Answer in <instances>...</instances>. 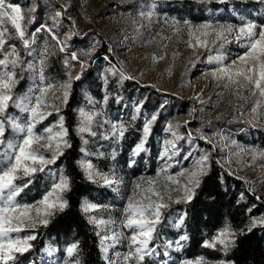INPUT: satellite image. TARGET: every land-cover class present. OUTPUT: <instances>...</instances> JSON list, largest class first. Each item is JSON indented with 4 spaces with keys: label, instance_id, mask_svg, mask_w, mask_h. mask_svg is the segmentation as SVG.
<instances>
[{
    "label": "trees",
    "instance_id": "trees-1",
    "mask_svg": "<svg viewBox=\"0 0 264 264\" xmlns=\"http://www.w3.org/2000/svg\"><path fill=\"white\" fill-rule=\"evenodd\" d=\"M152 3V10H155L161 22L200 24L221 11L233 21L246 17L259 24L264 19V4L258 2L220 4L218 0H164ZM146 5L147 2H140V7L145 8ZM233 12H237V15H233ZM93 40L97 43L94 44ZM33 47L36 55L45 53L47 75L57 81L67 79L65 57L71 58L60 50L51 34L41 29ZM69 51L75 52L79 60L86 62L87 68L80 80L73 81L67 103L58 114L48 118L47 125L55 122L57 115L63 116L64 127L68 130L66 139L71 147H66L63 156L55 164L49 165L45 172H37L32 177L33 183L17 198L23 203L33 204L50 189L56 176L63 175L70 182V191L64 193L68 205L63 211H55L47 225L41 224L20 232L23 237L31 234L36 239L30 241L32 247L28 252L17 256L15 264H39L51 255L57 258L73 242L79 246L80 264H118L117 259H110L104 253L102 234L89 214L84 212L83 206L89 203L112 209L115 216L123 210L128 190L118 194L112 192L90 179L80 163L83 158L90 157L102 172L119 175L129 182L152 173L151 156L163 135L161 131L166 119L174 110L182 108L177 98L140 85L137 81L121 80L116 76L103 79L100 73L102 64L94 65L93 60L102 59L103 56L113 59L107 39L85 37L74 40ZM35 58L38 60L39 56ZM8 112L11 114L10 110ZM82 114L94 116L90 129L95 135L91 132L81 134L79 131L82 120L86 119ZM153 115H157V118L150 127L144 143L145 150L134 155V149L144 135V119ZM45 125L42 124V128ZM228 127L239 142L264 150V129L241 132L244 126ZM118 129H123L122 137L118 135ZM111 130L113 133H110ZM12 135L10 129L5 133L7 138H12ZM196 144L207 151L212 148L198 139ZM48 169H51V173ZM262 214L264 202L247 190L243 180L231 175L216 158H212L192 199L168 203L162 210L148 244L152 250L150 255L137 262L135 257L129 255L131 249L124 240L116 248L119 254L129 256L125 264H183L185 260L199 257H203L208 264H220V261L227 264H264V226L253 224V220ZM181 218L183 224H179ZM226 228L232 233V240L225 250L215 239ZM181 236L187 239L181 240ZM205 242L215 244V247H205ZM54 249L56 252H53ZM69 259L73 260L74 257Z\"/></svg>",
    "mask_w": 264,
    "mask_h": 264
},
{
    "label": "rangeland",
    "instance_id": "rangeland-1",
    "mask_svg": "<svg viewBox=\"0 0 264 264\" xmlns=\"http://www.w3.org/2000/svg\"><path fill=\"white\" fill-rule=\"evenodd\" d=\"M156 1L164 0H152V2ZM8 2L20 5L25 17L21 21V25L26 36L35 34L36 37L38 33L36 29H44L52 37H56L58 47L60 50L61 47H64L62 52L67 54L70 52L68 49L71 48L74 40H83L85 37L87 39L91 37L93 39L94 37L97 39L105 38L110 42V54L113 55V59L103 56L102 59L99 57L93 60L94 65L102 64L100 73L103 79L107 80L109 76H116L121 80L137 81L140 85L150 86L159 92L169 94L181 103L182 108L174 110L167 117L163 126L161 131L163 135H161L156 150L151 156L153 159L152 173L129 182L119 175L102 172L93 164L90 157L82 159V161L91 163L93 166L89 170L80 163L90 179L98 181L116 194L128 190L124 208L127 206L129 198L141 200V194L148 186L149 181L154 182V187L164 196L163 203H177V200L186 202L183 199L185 196L183 186L187 184L195 194L199 184L196 186L189 183L191 174L197 172L200 183V179L208 170L212 158H216L223 169L231 175L243 180L247 190L257 195L264 202V155L260 154L264 150L245 142H239L228 127L229 125L244 126L241 132L257 128L264 129V106L255 112L251 111L258 97L253 96L248 88L239 87L235 83H228L226 76L218 72L220 68L232 65V62L236 61L237 57L244 52V48L234 39L235 33H227V26L233 25L235 30L244 21H253L252 19L244 17V21L241 19L233 21L231 17L221 11L200 24L161 22L157 19L155 10H152L154 4L149 0H8ZM140 2L143 4L147 2V7H140ZM232 2L264 4V0H225V2L219 3L230 4ZM141 12L145 15H140ZM57 13L60 15L58 16ZM232 14L236 16L237 12ZM262 22L264 23V19ZM205 23L212 25L208 29L210 35L207 37L200 35V32L204 31L203 29L196 32L197 27ZM3 27L7 28L4 49L10 50L9 46L15 45L20 60L23 62L17 64L15 68L9 65V70L15 71V79L18 81L12 88L14 97L28 95L32 89L37 87L53 85V88L46 94L49 107L43 109L52 114L36 125L35 130L40 132L44 123L46 124L44 127L57 124L58 115L56 121L49 125H47V120L54 114H58L67 103H61L63 90L60 86L69 80L72 85L73 81H76L74 77L81 76L87 65L85 63L84 67L81 68L79 63L81 60L72 61L65 57V60L68 59L70 62L66 64L68 77L64 81H57L46 73L45 68L48 60L45 53L41 56L36 55L34 44L26 50L22 42L14 38L16 32L10 22L6 21ZM222 30L226 39L216 38L215 33ZM193 32H196L201 40H207L208 46L201 47L197 44L195 36L190 35ZM189 41H191V45ZM93 43L96 44L97 41L93 40ZM28 51H31L32 54L28 55ZM35 55L39 56L38 60ZM216 55H223L224 61L221 64L209 63V56ZM0 58H4L3 54H0ZM13 58L15 57H9V59ZM40 60L44 62L43 81L40 80L36 72L30 71L27 67L28 63H32L36 68H39ZM237 66L243 67L239 61H237ZM127 77H131V79ZM70 90L71 88L69 89V96ZM34 95L38 96L40 92L36 91ZM9 104L8 110H10L11 115L20 118L22 122L29 117V113H22L19 108L12 107L11 101ZM155 116L157 118V115ZM154 121L151 118L144 119L145 123H150V127ZM92 124V121L88 122L89 127H92ZM169 125L172 127L169 128ZM83 133L81 132V134ZM110 133H113V130ZM106 136L108 137V134ZM146 139L143 135L144 143ZM197 139L210 145L211 150L198 148ZM167 141H171L172 144L166 143ZM45 154L50 155L49 153ZM205 155H207V161L203 162L201 174L197 165ZM90 171L93 173L91 176L89 175ZM95 173H99V175ZM169 176L172 177L173 181L179 182V191L176 190L177 185L167 179ZM104 177L109 180L120 181V183L109 185L104 182ZM137 184L141 187L136 188ZM62 195L64 197V193ZM152 199L157 200L155 196ZM144 203H148V201L145 200ZM87 205L94 204L87 203L83 206L84 212L89 214L91 221L93 219L105 221L103 225L94 223L102 234L104 253L110 259H117L118 264H125L124 256L118 253L119 249L116 246L124 240L130 247L131 241L128 237L133 233L131 229L123 227L120 223L123 220V210L114 216L112 209L102 208L98 205L85 211ZM163 209L161 208V212ZM262 218H264V214L255 218L253 220V222L256 221L254 225L264 226L260 223ZM41 224L37 222L35 226ZM220 233L215 239L217 243L221 238ZM12 235L15 237L17 234L13 233ZM105 235L108 239H103ZM19 236L23 238L20 233ZM114 236H118V238L113 239ZM231 237L232 235L224 237L228 244L232 240ZM134 247L133 245L132 249ZM66 248L57 258H55L56 255H51L39 264H65L66 260H70L65 251ZM53 252H56L55 249ZM19 254L16 253V258Z\"/></svg>",
    "mask_w": 264,
    "mask_h": 264
},
{
    "label": "snow or ice",
    "instance_id": "snow-or-ice-1",
    "mask_svg": "<svg viewBox=\"0 0 264 264\" xmlns=\"http://www.w3.org/2000/svg\"><path fill=\"white\" fill-rule=\"evenodd\" d=\"M219 2L223 3L225 0H219ZM57 15L59 16L60 13H57ZM140 15L143 16L145 13L141 12ZM24 19L20 5L10 3L8 0H0V54H3L4 57L0 58V264H15L16 253L23 255L31 249L30 241L36 239L35 235L28 234L21 238L19 233L23 228H34L37 222L47 225L49 222L48 217L53 215L55 211H63L67 207L68 202L64 199L62 193L70 191L69 178L59 175L55 177L50 189L45 192L39 201L28 204L17 199L33 183L32 177L37 172H45L49 165L55 164L63 156L64 147H71V144L66 139L68 130L64 127L63 116H59L57 124L46 126L40 132L35 130L38 123H41L47 116L52 114L43 109L49 107L46 94L53 88V85L48 84L45 87L32 89L28 95L23 97H14L12 93V88L18 81L15 79V71L9 70V65L15 68L17 64L23 62L20 60L15 45H10V50L4 49L7 28L3 27V25L6 21L10 22L16 32L14 38L19 39L24 48L28 50L31 45L36 43V37L35 34L26 36V32L21 25V21ZM240 19L244 21V17H240ZM187 23L185 21V24ZM211 27L210 23L201 24L197 27L196 32H200V29H203L204 31L200 32V35L207 37L210 35L208 29ZM40 30V28H37L36 32ZM49 31L51 30L49 29ZM226 31L229 34L235 33L234 39L244 48V52L237 57L236 61L232 62V65L220 68L218 72L226 76L228 83H235L239 87L248 88L253 96L258 97L255 101V106L251 109V111L255 112L258 108L264 106V23L257 24L248 20L244 21L235 30L233 25H228ZM196 32L190 35L195 36L197 44L201 47H207L208 41L201 40L200 36L196 35ZM215 36L216 38L226 39L223 30L215 33ZM53 38L56 39L55 36ZM189 44L191 45V41H189ZM61 51H64V47H61ZM31 54V51H28V55ZM68 56H70L72 61H79L75 52H69ZM9 57L15 58L9 59ZM224 59L223 55L209 56L208 62L221 64ZM237 61L243 67L237 66ZM43 63V60H40L39 68H36L32 63L27 65L30 71H34L39 75L41 81L44 80ZM69 63V60L66 59L65 64ZM79 63L81 68H83L86 62L79 61ZM127 78L131 79V77ZM74 79L80 80L81 76L77 75ZM71 86L70 80L60 86L63 90L61 103L67 102ZM36 91H39L40 95H34ZM10 101L12 107L19 108L22 113H29V117L22 122L20 118L9 114ZM82 116L86 117V119L82 120V127H80L79 131L82 133L91 132L88 122L93 119L92 114H82ZM151 119L154 121L156 116H152ZM171 127L169 125V128ZM9 129L13 134L12 138L5 136L6 131ZM149 132L150 123L146 122L143 128L145 139ZM91 134L95 135V132H91ZM118 135L121 137L124 135L123 129H118ZM166 143L172 144L171 141ZM173 147L175 146L173 145ZM144 150V141L142 140L134 149L133 154H138ZM260 154L264 155V151L260 152ZM205 161H207V155L197 165L201 174L203 172V162ZM81 163L89 170L93 168L91 163L85 161ZM48 171L51 173V169H48ZM92 174L90 171L89 175L91 176ZM95 174L99 175V173ZM52 175L55 176L54 173ZM197 176L198 173L193 172L189 183L198 186L199 180ZM167 179L177 185V191L180 190L178 181H173L170 176ZM17 181L21 182L17 183ZM104 182L109 185L120 183V181L109 180L107 177H104ZM135 187L140 188L141 186L137 184ZM183 191L185 193L183 199L190 201L194 194L193 190L185 184ZM153 196L157 200H153ZM169 199H171L170 196ZM145 200L148 203H144ZM163 200L164 196L154 187V182L149 181L148 186L141 194V200L137 201L129 198L127 206L123 209V220L120 223L123 227L132 230L133 234L128 237L131 241L129 255L135 257L137 262L143 261L145 255H150L152 252L148 248V244L152 239L155 225L159 223L161 208L167 207ZM176 202L179 203L180 201L177 200ZM95 207L96 205H87L85 211ZM92 222L101 225L105 224L103 220L96 221L93 219ZM255 223L256 221L253 222V224ZM260 223L264 224V218L261 219ZM179 224H183V218L179 220ZM179 224L177 227H179ZM249 231H251V228H249ZM13 233L17 235L13 237ZM228 235H232L229 229L222 230L220 233L221 238L218 241L219 244L224 246L225 250L229 245L224 237ZM117 238L118 236L113 237V239ZM103 239H108V237L105 235ZM180 239L186 240L187 237L181 236ZM133 245L135 246L134 249H132ZM204 246L214 248L215 244L205 242ZM177 247H180L179 242H177ZM78 249L79 246L76 242L66 248L67 256L74 257V259L66 260L65 264H80ZM124 259H129V256H125ZM183 264H208V261L203 257H199L195 260H185ZM220 264H227V262L220 261Z\"/></svg>",
    "mask_w": 264,
    "mask_h": 264
}]
</instances>
